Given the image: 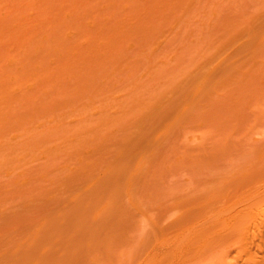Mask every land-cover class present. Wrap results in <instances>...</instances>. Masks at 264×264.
I'll return each instance as SVG.
<instances>
[{"label":"rangeland","instance_id":"rangeland-1","mask_svg":"<svg viewBox=\"0 0 264 264\" xmlns=\"http://www.w3.org/2000/svg\"><path fill=\"white\" fill-rule=\"evenodd\" d=\"M36 2L37 21L76 8L98 57L0 106V264H215L217 196L235 204L255 148L223 140L264 110V0Z\"/></svg>","mask_w":264,"mask_h":264},{"label":"bare ground","instance_id":"bare-ground-1","mask_svg":"<svg viewBox=\"0 0 264 264\" xmlns=\"http://www.w3.org/2000/svg\"><path fill=\"white\" fill-rule=\"evenodd\" d=\"M7 1L8 0H4L3 2H4V7H7V5H9L8 8L7 9L2 8L5 13H2V14L0 13L1 15L4 14L5 17L8 15V17H6V18L4 16L2 17V21L4 24L2 25V23H0L1 24L0 25V106L1 107L5 106V108H7L9 105L7 102L8 101L13 102L15 100L16 105L17 104H18L17 106L21 105V106H19V108L21 107L23 109L22 111H20L21 108L19 109V113H20L19 115L21 116L23 113H25V111H24L25 102L24 101L29 103V105L31 103V106H32V103L36 102V99H37L36 97H39V98L42 97L40 95L36 96V94L38 93V91L43 89L45 84L47 85V88L46 89L44 88V90L39 92V94L43 95L42 93H45L46 91L48 92V93L46 92L47 96L50 95L49 92L53 93V91H56V93H59V92L61 93L63 90H66V88L63 89L62 87L66 86V84L64 82H66L65 80H67L70 77H67V79H65L64 77H59L60 75H62V74L65 75L66 73L68 74L70 72L68 75L71 76V74H72L71 72L73 71V69L75 70V67L80 68V65L83 67L84 62H86L85 64H89V63H87L88 60H89L88 62H91L92 60H95L98 57L97 51H96V54L94 55L95 58L92 55V54H94V52H95L94 50H96V49L89 44L91 41L90 42L84 41L82 43H79L78 38H77L78 34L83 33L85 31L93 33L92 31H94L95 25L90 26L89 29L83 30L84 26H82V23H79L81 25V27H79L80 25L76 22V20L74 18L76 16L80 17L81 15L78 16V13L75 12L76 16L74 17L75 14L72 11V10L76 9L74 7H71V9H70L71 11L69 10V7H68L69 14L66 13V14L61 15V18L64 15H66V17L68 16L67 18L63 17L62 18L63 20L61 19L63 22L60 21L61 23L58 21H53L55 15L53 17L52 14H49L52 11L49 12L48 15L49 16L51 15L50 17H53L52 18L53 20L47 15V17L44 19V21H37L36 15H35L36 9H33V8H36V4H34V2L37 3L36 2L37 0H34V1L33 0H31V1L27 0L28 3L25 0H20L25 7L29 6V9L30 10L32 9L33 12L31 11L32 12L31 15L26 13V11L28 12V10H29L28 7H27V9L25 8L23 10L24 6H22V3L18 2L19 0H17L18 3L16 2V0H13V2L11 0H9V2L11 1L10 3ZM29 2L35 6L32 7V5L29 4ZM11 3H13V4H11ZM38 4L39 3H37V5ZM12 5H13V8H12ZM20 6L22 8V9H20V11L21 10H22V12L24 11L23 13H24L25 18L27 15H29L28 16L29 18L27 17V20H29V21L25 20L21 16H20V18L17 17V16L21 15V13H22L19 11ZM9 8H10V10H9ZM14 9H18V11L17 10L14 11ZM7 11H9V13ZM13 11L16 12L17 14L13 13L14 14L13 15L10 13ZM70 13L72 15V18H70L71 17ZM12 15H13V17H12ZM77 17H76V19H77ZM7 18H10L9 21L7 20ZM15 18L17 19L18 22L15 21ZM65 19H67L69 21H66ZM79 19L80 18H78V20ZM50 20L52 21V22H50V24L54 23L53 25H48ZM6 21H8V22L5 23ZM64 21H66V22H64ZM70 22H71V24H70ZM72 22L74 24L76 23L75 24L76 28H75V26H73L74 24H72ZM79 22H80V20H79ZM45 23L47 25H45ZM63 25L66 27L64 32H62V28H60ZM71 25H72V27H71ZM38 27H40V28H38ZM80 30H82V31H80ZM38 36H40L39 37L40 39L38 38ZM74 38H75V40H74ZM38 40H40V41H39V43L37 42V44H36V41H38ZM68 40L70 41V43ZM67 44H68V46H67ZM38 54H39V57H38ZM85 54H87V56ZM88 54H90V55H88ZM83 56H84V60H82ZM76 61L78 62V64ZM82 61H84V62H82ZM74 63H75V65H74ZM71 65L73 67H70ZM65 68H68V70L66 69V71L64 73H62L61 71L64 70ZM70 69H71V71H70ZM68 75H65V76H68ZM37 78L39 80V81H37L38 83L40 81L42 82L41 85L38 83L36 84ZM57 78L58 79L60 78V80H58ZM72 78L68 79V82H69V80L71 81ZM46 81L51 82V83H49V84L45 83ZM55 81H56V83H59V84L55 83V85H59L57 87H60V89L62 91L59 88L58 89L60 91L57 88L52 89L53 87H56V86L51 87L53 85L52 82L54 83ZM71 82H69V83H71ZM43 83H45V84H43ZM61 83L65 86H60ZM50 84H51V86H50ZM36 85H37V88L42 86V85L43 86L40 87L41 89L38 88L39 90L38 89L36 90ZM48 87H51L52 91H51V89L49 90ZM31 89H32V91H33V89L35 90V91H33V93L35 94L36 97L34 95L32 96ZM26 90L31 91V92H29V94L31 93L30 97L32 96V98H33L32 100H34L33 102L31 100L29 102L30 98L28 95V91L26 92ZM35 92H37V93H35ZM63 92L66 93V91H63ZM21 93H23V94H21ZM56 93L54 95H56ZM64 93H61V95ZM24 94L25 95L27 94L26 96H28V97L24 96ZM19 95H20V97L23 95L22 98L24 99V97H25V99L26 98L27 99L26 100L24 99V101H23V99L21 98V100L23 101V103H22V101H19L20 100V98L18 97ZM45 96H46V94H44V97ZM16 98L19 100H17ZM18 101L20 104L17 103ZM15 102L12 103L13 104L12 109H11L10 105L8 107L9 109L7 108L8 109L7 115L4 114L5 115L4 116L3 115L4 112L1 113L2 111L0 110V113H1L0 116L3 115L6 118V119H4V121H8L7 119H11L10 117L7 118V116L10 114H12V117L15 118V116H13V115L16 114V111L18 108L15 105ZM27 103H26V105H27L26 109L28 110L30 108V106H28ZM22 106H24V107H22ZM57 107H59V106H57ZM261 107H264V102H263V105ZM261 107H260V109H262ZM56 108H53L54 111ZM13 109H15L16 111L14 110V112H13ZM261 111H263L262 112L263 115L260 114ZM9 112H10V114H9ZM21 112H22V114H21ZM52 112H53V110H52ZM17 114H18V112H17ZM17 114H16V116H17ZM258 114L261 115V116H259V118L261 119V121H263L264 119L262 120V117H264V110L263 109L259 110ZM253 118H255V121H258L257 122L258 125H257V123H253V125H252L251 122H249L248 124L252 125V126L249 127V125H248L247 130L254 129V131L249 130L250 133L249 132H242V131H247L245 128L240 129L242 131L234 130L233 131V133L235 134L234 137H231V136H233L231 133L228 136V139L226 138L225 140H223L224 143H225V141L227 142L225 144L223 143V145H225V147L226 146L228 147V143H233L234 146L236 144L237 147L235 146V148L232 144L229 145L228 148L232 147V149L230 148L227 150H230V151L231 150L233 151L234 149L237 150L239 148V146L241 145V143L243 146V145H249L252 142V144H254L255 148L253 147V145L251 146V147H253V150H254L253 151L250 149V147H249L250 145L247 146L250 149L249 154L252 153L254 155L252 156V154H251V156H250L251 159H249L250 157L248 156V158H247L248 162L245 160L244 165H243L244 168H242L243 167L242 166L241 167L242 169H239V170H241L240 171L241 174H238L240 176H239V179H237L236 183L234 185L231 184L228 186V187H233L236 189L235 193H236L237 197H236L235 204L230 205V203L226 200L225 197L220 198L219 195L217 196V199H216L217 208H216L214 223H213V225H211L212 226V232H211V241H210L211 244L214 243V245H212V251H213L212 254H214L213 258H214L215 264H264V136H263L264 133L261 134L264 130H262V131L257 130V132L258 131L261 132L260 133L261 135H259V132L258 133L255 132V129H257L259 126L264 124V122L262 124H259V123H261L260 119L257 117H253ZM253 118H250L249 120H251ZM0 119H1L0 120V123H1L3 120H2V118H0ZM17 119H18V117H17ZM14 121H15V119H14ZM235 131L243 133L244 137H242V138H246V140H248V143L250 141L251 142L249 144H247L246 140L242 139L241 143H240V141H238V140L241 139L242 134L237 135L240 133L236 134ZM246 133H247V135H246ZM248 133L251 135L248 136L249 135ZM253 133L257 134V136L259 135L258 138H252V137H254ZM238 136H240V137H238ZM245 136H247V137H245ZM229 137H231L232 140ZM249 137L251 138V140ZM235 138L236 139L238 138L237 139L238 144H237V142L235 143V141H236ZM227 140H229V142ZM233 140H234V142H233ZM242 141L244 142V144ZM257 145L259 146V148L256 149V147H258ZM242 146H240V147H242ZM245 163H246V165H245ZM236 178H238V177L236 176ZM172 243L174 246L176 245L174 242H172ZM174 246H173V248H174ZM173 248H172V245H171V247L169 246L170 250H172ZM55 254H56V252H55Z\"/></svg>","mask_w":264,"mask_h":264}]
</instances>
